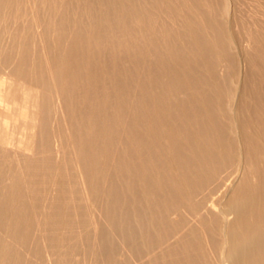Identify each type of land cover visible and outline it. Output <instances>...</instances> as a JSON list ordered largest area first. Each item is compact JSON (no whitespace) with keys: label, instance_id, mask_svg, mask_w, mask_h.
<instances>
[{"label":"bare ground","instance_id":"bare-ground-1","mask_svg":"<svg viewBox=\"0 0 264 264\" xmlns=\"http://www.w3.org/2000/svg\"><path fill=\"white\" fill-rule=\"evenodd\" d=\"M0 264H264V0H0Z\"/></svg>","mask_w":264,"mask_h":264}]
</instances>
